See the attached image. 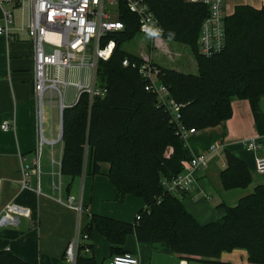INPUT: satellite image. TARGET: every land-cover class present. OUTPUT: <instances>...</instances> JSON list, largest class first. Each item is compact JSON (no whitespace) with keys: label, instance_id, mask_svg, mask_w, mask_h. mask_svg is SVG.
Listing matches in <instances>:
<instances>
[{"label":"trees","instance_id":"obj_1","mask_svg":"<svg viewBox=\"0 0 264 264\" xmlns=\"http://www.w3.org/2000/svg\"><path fill=\"white\" fill-rule=\"evenodd\" d=\"M160 20L164 39L186 44L195 54L198 74L158 66V82L168 88L171 98L181 105L182 121L197 132L223 125L233 114L234 99L252 105L257 129L264 131V6L235 8L226 17V46L213 57L199 51L200 31L208 16L201 3L179 0H150ZM120 20L125 29L110 35L116 42L107 61L100 60L96 85L106 89L104 96L90 99L83 92L72 107L63 112L61 172L77 177L84 170L101 173V164L110 165L108 178L115 186L116 200L128 195L142 198L146 207L134 223L91 215L85 229L105 237L114 255L123 254L129 234L140 244H164L183 260L222 264L223 253L243 250L251 264H264V185L230 206L219 207L225 214L203 224L184 206L181 196L173 195L166 182L185 172L193 155L186 141L170 121L167 108L158 105L157 96L146 91L139 74L143 58L122 48L138 34V20L124 5ZM128 60L129 65L123 62ZM136 65V67H133ZM226 167L220 174L225 191L245 190L253 177L244 161L224 152ZM92 248V245H90ZM0 264H30L11 251H0ZM77 264H98L81 253Z\"/></svg>","mask_w":264,"mask_h":264},{"label":"crops","instance_id":"obj_2","mask_svg":"<svg viewBox=\"0 0 264 264\" xmlns=\"http://www.w3.org/2000/svg\"><path fill=\"white\" fill-rule=\"evenodd\" d=\"M226 5L225 0V15L228 17L241 5L261 9L264 0H236L229 15L226 14ZM13 8L14 18L9 25V35H0V180L3 183L0 209L3 213L8 205L14 204L26 208L29 215L20 217L17 225H0V251H11L30 264H67L65 251L79 224L86 229L91 215L132 224L146 204L142 198L132 195H128L122 203L117 202L116 188L108 178L110 165L107 163L101 164V173L97 175H90L86 167L77 177L62 174L63 120L61 123L59 104L56 96L54 102H50V111L44 104L39 126L34 91L35 55L28 31L30 9L26 4L17 3ZM4 23L0 7V27ZM165 40L155 44L169 49ZM78 64L60 72L53 68L49 77L59 76L63 81L87 86L91 81V72ZM60 90L66 108L76 104L80 97L77 87L62 85ZM260 108L264 113V96L260 100ZM232 109V117L226 123L199 131L186 141L193 156L206 153L213 145L219 146L218 151L210 156L209 168L194 172V184L181 197L186 209L203 224L208 223L204 222L208 219L207 213L215 212L212 210L214 200L217 201V208L222 203L233 206L252 193L256 186L264 185V180L255 182L256 175H259L256 161L264 155V151L252 152L244 146L252 139L264 145V131L257 129L250 101L234 99ZM6 122L9 124L8 131L2 129ZM225 151L246 163L253 177V183L247 189H223L220 174L226 167ZM27 167L30 174L25 184L23 170ZM71 196L82 197L84 201L86 211L80 218L75 210L66 206ZM91 245V256L98 264H107L113 255L109 241L95 233ZM122 252L135 254L139 264H206L200 260H183L164 244H140L135 234L127 236ZM220 261L222 264H251L247 252L243 250L223 253Z\"/></svg>","mask_w":264,"mask_h":264},{"label":"built area","instance_id":"obj_3","mask_svg":"<svg viewBox=\"0 0 264 264\" xmlns=\"http://www.w3.org/2000/svg\"><path fill=\"white\" fill-rule=\"evenodd\" d=\"M179 1L188 4L201 3L208 7V16L203 21L200 31V54L210 58L223 52L226 46L225 0ZM16 3L17 5L26 4L30 9L28 31L35 55L34 91L39 126L42 123L47 93L51 94V103L56 96L62 123L66 108L64 96L60 90L62 85L77 87L80 95L83 92L88 93L91 100L106 94V89L97 88L96 72L99 61L109 60L116 47V42L112 39L107 41V38L125 29L124 23L120 20L121 4L136 16L140 34L153 43L164 40L165 30L153 12L150 0H0L5 22L4 26L0 27V35H9V25L14 18L13 7ZM47 48L51 52H47ZM142 58L143 63L139 67V74L147 83L146 91L154 93L157 96L158 105L167 108L171 116L170 121L177 133L187 141L197 131L185 126L180 112L181 105L171 98L168 88L158 82L157 65L146 57ZM77 62L80 68H88L91 72V81L87 86L63 81L59 76L49 77L51 69L55 68L58 72L64 71ZM123 65L128 66V60H125ZM2 129L8 131L9 124L4 123ZM244 146L252 152L260 149L264 151V145L257 139L245 142ZM218 149V145H213L206 153L194 155L185 172L166 182L168 190L178 196L188 193L195 182L194 172L207 170L210 156ZM256 172L264 175V155L257 158ZM29 174L30 170L27 167L23 170L25 184ZM2 187L3 183L0 180V202ZM66 206L75 210L79 218L86 211L82 197H69ZM0 214H2L0 215L1 226L17 225L20 217L28 216L29 211L12 204L8 205L3 213L0 209ZM90 245L91 238L79 224L65 251L67 264H77L81 253L91 255ZM107 264H139V259L135 254L126 252L112 256Z\"/></svg>","mask_w":264,"mask_h":264},{"label":"rangeland","instance_id":"obj_4","mask_svg":"<svg viewBox=\"0 0 264 264\" xmlns=\"http://www.w3.org/2000/svg\"><path fill=\"white\" fill-rule=\"evenodd\" d=\"M226 14L232 13L234 8V1L236 0H226ZM166 47L155 44L150 41L147 37L142 34H138L131 42L126 43L122 46L125 51L132 53L141 57H149V59L154 61L156 64L171 69H177L184 73L198 74V68L196 66L195 54L192 48L186 44L176 42V41H166ZM173 58V59H172ZM80 61V59H78ZM51 94L47 93L45 95V108L50 111ZM45 127V126H44ZM255 182H260L264 180V176L256 175ZM216 203L217 201L214 200ZM215 203H213L212 210L215 211L212 214L207 213V221L204 222H214L220 219L224 215V211L221 208H217Z\"/></svg>","mask_w":264,"mask_h":264},{"label":"water","instance_id":"obj_5","mask_svg":"<svg viewBox=\"0 0 264 264\" xmlns=\"http://www.w3.org/2000/svg\"><path fill=\"white\" fill-rule=\"evenodd\" d=\"M89 50H91V48H89ZM47 52H51V50L47 48ZM62 134H63V125H61V137H62Z\"/></svg>","mask_w":264,"mask_h":264},{"label":"clouds","instance_id":"obj_6","mask_svg":"<svg viewBox=\"0 0 264 264\" xmlns=\"http://www.w3.org/2000/svg\"><path fill=\"white\" fill-rule=\"evenodd\" d=\"M153 34H155V33H153Z\"/></svg>","mask_w":264,"mask_h":264}]
</instances>
